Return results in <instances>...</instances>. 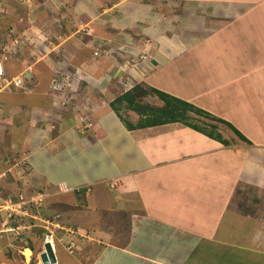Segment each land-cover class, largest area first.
<instances>
[{"label": "crops", "instance_id": "crops-1", "mask_svg": "<svg viewBox=\"0 0 264 264\" xmlns=\"http://www.w3.org/2000/svg\"><path fill=\"white\" fill-rule=\"evenodd\" d=\"M29 2L34 12L26 0H6L16 11L12 25L0 28V39L12 47L15 30L21 39L11 54L0 53L3 76L26 75L28 67L32 74L40 64L50 79L33 72L23 89L0 92V178L6 170L17 180L21 169L41 187L71 189L81 199L74 211L83 220V211L103 210L97 194L108 192L93 189L106 184L113 190L109 212L122 202L126 227L103 224L107 212L95 217L98 234L91 237L90 227L70 218L74 233L62 235L73 243L87 239L79 243L76 263L264 264V211L253 213L235 201L247 188L264 202L263 174L247 177L251 152L264 149V0ZM24 20L18 30L15 24ZM57 65L82 77H72L73 90L84 94L98 86L113 93L117 82H106L104 75L117 71L132 85L157 89L229 122L249 145L234 146L241 140L233 134L226 136L232 144L224 146L180 122L128 130L102 105L94 111L97 129H82L70 109L56 113L49 84ZM120 90L112 101L125 92ZM93 148L110 171L98 178L92 165L97 171L87 179L92 171H79L71 160L95 153ZM42 155L40 164L36 158Z\"/></svg>", "mask_w": 264, "mask_h": 264}, {"label": "rangeland", "instance_id": "rangeland-1", "mask_svg": "<svg viewBox=\"0 0 264 264\" xmlns=\"http://www.w3.org/2000/svg\"><path fill=\"white\" fill-rule=\"evenodd\" d=\"M13 1L14 0H10V2H12V3H13ZM26 1H27L28 5L31 6V8H30L31 11L34 12L35 7H33V3L31 4L29 2V0H26ZM42 3L43 2H40L39 4L42 5ZM35 6L37 8L38 3H35ZM13 9L14 8L11 7V4L6 3V0H0V28H3V27L5 28L8 25H12L11 19H12L13 15L15 14V11H16V10L14 11ZM190 22H191V20H190ZM55 23L58 25V22H55ZM26 24H27V20H24L22 24H15V26L18 27L17 29L19 30L21 28H25ZM14 34H15V39L12 40V43H15L17 45L18 41H19V44H20L21 38L18 39L17 37L21 36V34L18 33L17 30H15ZM128 35H129V33H127V36ZM27 51L23 53L24 56H29V55H27V53L29 51L28 52ZM0 53H2L4 55L6 52H3L2 50H0ZM39 57H40V55H39ZM31 58H32V56H31ZM95 65H96V62H93V69H95ZM123 65H124L123 67L128 68L127 63H124ZM6 66L9 67V70L11 72L15 71V66L11 65L10 61L6 62ZM41 67H42V65H40V64L36 65L34 71L33 70L32 71L34 72V74H35V72H38V71H39V74L43 72L42 75H43V77H45V78H43V80L45 82L49 81L50 77H48V75L50 74V72L47 70H42ZM0 68L3 72V67L1 64H0ZM30 70H31V68L28 67L26 70V72L28 71V73H26L27 76L24 75V77L27 79H29V77L32 78V76L34 75L33 72L31 74ZM53 72L54 73H53V76L50 80L49 87H50V90L53 92L52 93L53 94L52 95L53 105L59 104V107H58V110H56V113L60 112L59 109L63 110V111H66V110L69 111V109H70L72 111V113H74V115H76L77 123L81 127H83L82 129L91 130V131H95L97 129V128H95L96 121L94 118V111L96 110L95 108H97V106L102 105L104 107L103 111L105 110L108 112L106 114L111 115V112L109 113V109H112L110 106V103L112 102L113 97L116 96L115 94L118 93L116 91H118L119 88L121 89L120 92L128 91V90L132 89L134 86L138 85V84L132 85L134 82L131 84L128 81V79L125 80L123 77H121L117 73V71L116 72H110V73L107 72L104 75L105 80L107 78L106 82L108 80L110 81V80L114 79V80H116V82H117L116 84L119 87V88L116 87L114 89L113 93L112 92H109V93L106 92V94H103L100 92L102 90V86H100V87L98 86L99 90L96 89L97 92H95V91L93 92V89H92L88 93L89 95L84 94L83 93L84 91L82 89L81 90L78 89L79 92L81 93L80 94L77 89L73 90V80H72L73 79L72 77H74V76H76L78 78H82L78 73H75L74 75H72L71 73L63 70V68H61L58 65L54 68ZM57 74H60L64 77H66L70 81V84L63 91H58L56 89H55L56 90L55 91L53 88V80L52 79ZM62 82H64V81H62ZM42 85H43V83H42ZM23 87H24V85L21 84L19 87H12V90L23 89ZM31 89H33V88H31ZM9 91H11V90H9ZM69 92H73V95ZM110 94L112 95V98L108 104L107 103L108 99L111 97ZM99 95H101V97H98ZM34 96L37 97L39 95L34 94ZM102 97H105L106 100L102 99ZM27 100H28V96H27ZM143 101L150 103V105H156L158 103V99L155 98L153 95L147 96ZM95 102H97L96 105H95ZM158 104H160V102ZM63 107H65V108H63ZM115 114H116V112H115ZM119 114L121 115V117L124 120H127L128 122L130 121L133 124H136L138 119H139L138 115H136L134 112L126 111L122 107L119 108ZM188 115L191 116V113H189ZM117 118L120 121H122V119L119 116H117ZM102 119H104V118H102ZM191 122L198 124L201 129L207 130L209 132L213 131L214 133H219L222 136V139L226 142V144H223L217 140L222 145H224V146L229 145L230 146L232 144L230 141H228L226 139V136L230 138L231 135H233L234 133L229 128L225 127L224 125L219 124V123L215 124V122H213L216 125L215 129H213L210 126V125H212V124H210V123H212V121L210 119H206L205 117H201V116L200 117L194 116L192 118ZM88 123H90V124H88ZM111 123H112V121L110 122V125H111ZM78 124H77V126H79ZM87 125H91V126H87ZM103 128L107 129L106 127H103ZM200 133H202V132H200ZM203 135L206 136L205 134H203ZM240 144H242V141L239 142L237 140L236 141L234 140V142H233L234 146L240 145ZM245 144H247V143L245 142ZM247 145H249V144H247ZM135 149H136V146H135ZM89 150H92V149H89ZM92 151H94L95 153H91V151H89V152L86 151V153L81 154L77 158H74L71 160V165L72 166L76 165L77 167L79 166V171H82L83 169L86 170L87 172L92 171L91 174H89L88 176H85L87 179L94 176L95 172L97 171V168H98V171L100 172L99 174H97V177L103 173H108L110 171V167H109L107 161L104 158H99V156H97L98 153L96 152L95 148H93ZM136 152H137V149H136ZM252 153L259 155V156H257V158L260 157L262 159L260 161L261 162L260 165L258 163V159ZM251 156H252V158H250L251 160H249V164L247 167L249 169V171L247 173V177L252 178V176L253 177L255 176V178H256V176L258 175L259 172H261L263 174V177H264V158H263L264 157V149L253 150L251 152ZM45 158L46 157H44L43 155L37 156L36 162L38 161L39 163L41 162L40 164H42V162L45 161ZM40 159H42V160H40ZM52 162H53V159H52ZM92 165L97 166L96 171H95V168H92ZM4 172H6V173H4L2 175V178H0V209H2L3 207H8L7 205H9L10 204L9 201H11L12 204L15 205L13 207V210L16 212V215L17 216L21 215L23 210H22V208H19V206H18V205H20V203H17L20 198L23 201H29L30 199H32L31 201L36 203L37 205H39V207H38V210L35 212L34 211L35 205L28 204L31 209H29L28 212L26 211L27 213L22 214L23 217H20L19 220L14 222L16 226L17 225H22V226H18L13 231H0V264H42L41 259H40V254L44 250L43 245L45 242V234H43L41 228L45 229L48 232H51L53 235L52 242H53L54 249H55L54 255L58 261V262H56V264H77L75 257H76V254L78 253V251L82 249L80 247L79 243L82 241H85L87 239H86V237H77L76 238L77 241L73 243L70 240V237H68L67 235L63 236L62 233L66 234V231L69 229H70V231H68V232L74 233L75 229L71 228V227L69 228V226H67V223H70L72 221L70 218L74 217V219H76L74 221L76 223L80 224L81 228H84L83 226L90 227L92 229L91 237H96L98 234L97 230L99 227H98L97 223H95V221H96L95 217H99L100 215H105L107 212H109L111 210L110 208H112L113 204H114V203L110 204V202L114 201L110 197L111 192L113 190L110 189V191H111L110 192L107 189L108 185L106 186V184H100L98 186V187H102V188L95 187V189H93V191H98V192L103 191L100 189H104V191H106L108 193H106V195H104V194L98 195L97 194V197L99 196L101 199L100 200L101 202H99V203H101L103 210H101L99 214L90 213V211H86V210L83 211V213H85V217H86V220L84 219L85 220L84 221L83 219L77 218V216L75 215L74 210H76V205L81 204L82 202H81V199H77L76 194L74 192H72L71 189L63 188V187L58 189V187H55L53 185H47L46 188H45V186L41 187L37 183L35 184L33 182V180L31 179V177H28L27 175H23L24 171H21V169L19 170V176H17V180H15V177H12L11 174H8L9 171L5 170ZM120 189L121 188L118 186L117 192L121 191ZM62 190H64V191L62 192ZM18 191L23 192V194L17 193ZM242 191H240L242 193L236 194V197H235L236 203H240V205L247 206L248 208L251 209V211H253V213H256L258 210H260L261 212L264 211V202H262L263 200H261V201L259 200L258 194L254 193L252 190H249L247 188H244V190H242ZM117 192H114V194H116ZM260 196L262 197V199L264 198V195H260ZM52 204H62V205L65 204L68 206V208L58 209V210L53 212L52 210H50V205H52ZM120 204H119V206L115 207L112 212L107 213L109 215L106 214V217L103 218L104 219L103 224L105 223L107 225H110L111 228H113L112 226L114 224V225H116V230H118L122 227H126V223L128 220V215L126 213L124 215H122V211H120L121 210ZM42 206H44V209H39ZM5 210L6 209H4V210H2V212H0L1 217L2 218L4 217V219H5V214H6ZM41 210H42V212H41ZM113 212L115 213L114 214L115 216L113 215ZM41 213H43L44 215H42ZM50 213L52 214V219L47 220V216L50 215ZM31 220L35 221V223H30ZM66 221H69V222L66 223ZM91 222H93L94 224L90 225L89 223H91ZM87 224H89V225H87ZM99 224L102 225V223H99ZM9 225H10V222H9ZM0 228H1V224H0ZM84 233L85 232H83V234ZM93 243H95V241ZM30 244L34 248L33 251L28 248V247H30ZM69 247H71V249ZM25 250L30 251L29 257H27L25 255Z\"/></svg>", "mask_w": 264, "mask_h": 264}, {"label": "trees", "instance_id": "trees-1", "mask_svg": "<svg viewBox=\"0 0 264 264\" xmlns=\"http://www.w3.org/2000/svg\"><path fill=\"white\" fill-rule=\"evenodd\" d=\"M2 45L3 41L0 39ZM96 52V51H95ZM94 52V53H95ZM25 80L30 79L25 78ZM24 80V81H25ZM25 86L26 83L23 82ZM28 85V84H27ZM153 95L155 98L158 99V103L156 105H150L148 102H144L143 100L147 97ZM111 108L118 114V116L122 119V122L126 126L128 130L134 129H142L151 126L172 123V122H180L183 123L197 131L202 132L206 136L213 138L215 140L220 141L223 144L226 142L222 139V136L219 133H214L213 131L209 132L207 130L201 129L200 126L196 123H192L191 120L194 116L198 117H205L206 119H210L212 121V125H210L213 129H215L217 123L224 125L225 127L229 128L241 141L249 143L248 140L238 131L236 128L230 124L229 122L220 119L214 115H211L191 103L183 101L181 99L175 98L169 94H166L162 91H159L154 88H150L149 86L144 85H136L132 89L125 91L120 96L116 97L111 103ZM122 107L126 111L134 112L138 115L139 119L136 124L128 122L124 120L121 115L119 114V108ZM191 113V116L188 115ZM215 122V124L213 123ZM68 208L67 205L62 204H52L50 205V210L53 212L58 209H66ZM31 209V208H29ZM39 209H44V206L40 207ZM38 209H35L36 212ZM42 212V210H41ZM44 215L43 213H41ZM47 216V215H46ZM52 219V214L47 216V220ZM30 223H35V221L31 220ZM43 234H47L48 231L41 228ZM43 238V237H42ZM32 251L34 250L33 246L30 244L28 247Z\"/></svg>", "mask_w": 264, "mask_h": 264}, {"label": "built area", "instance_id": "built-area-1", "mask_svg": "<svg viewBox=\"0 0 264 264\" xmlns=\"http://www.w3.org/2000/svg\"><path fill=\"white\" fill-rule=\"evenodd\" d=\"M15 45L16 44L13 43L12 47H6L5 45H2V43L0 41V50H2L3 52H6L5 54H8V53L11 54L12 52L15 51V49H14ZM98 52L99 51H96L94 53V56H97ZM125 63H127V66H128V60ZM24 79L25 78H24L23 74H19L16 77H12V78L7 79L6 77L3 76V72H2V70L0 68V92L1 91H9V90L12 89V87H19L21 84L23 85ZM52 80H53V88H54V90L56 89L58 91H63L70 84V81L66 77H64V76H62L60 74L55 75V77ZM62 81H64V82H62ZM88 124H90V123H88ZM87 126H91V125H87ZM31 200L32 199H30L29 201H23L21 198L19 199V201L17 203H20V205H18V206H19V208H22L23 212L21 213V215H18V216L16 215V212L13 210V207L15 205L12 204L11 201H9L10 204L7 205L8 207H3L2 209H0V212H2V210L6 209L5 210L6 211L5 212L6 213L5 214V219H4V217L2 218L1 215H0V224H1L0 231H13L18 226H22V225H17L16 226L14 222L19 220L20 217H23L22 214L28 212V210L30 208L28 204L35 205L34 209H38V207H39V205H37L36 203L32 202ZM9 222H10V225H9ZM52 237H53L52 233L51 232H47V234L45 235V242H48L50 240L52 241ZM69 248L71 249V247H69Z\"/></svg>", "mask_w": 264, "mask_h": 264}, {"label": "water", "instance_id": "water-1", "mask_svg": "<svg viewBox=\"0 0 264 264\" xmlns=\"http://www.w3.org/2000/svg\"><path fill=\"white\" fill-rule=\"evenodd\" d=\"M43 248L44 251L40 254V259L42 264H56L57 260L50 243L45 242Z\"/></svg>", "mask_w": 264, "mask_h": 264}, {"label": "bare ground", "instance_id": "bare-ground-1", "mask_svg": "<svg viewBox=\"0 0 264 264\" xmlns=\"http://www.w3.org/2000/svg\"><path fill=\"white\" fill-rule=\"evenodd\" d=\"M50 244H51V246H52V248H53V245H52V241L50 240V241H48ZM54 249V248H53ZM25 255L27 256V257H29V255H30V251L29 250H25ZM48 260H49V257H48Z\"/></svg>", "mask_w": 264, "mask_h": 264}, {"label": "clouds", "instance_id": "clouds-1", "mask_svg": "<svg viewBox=\"0 0 264 264\" xmlns=\"http://www.w3.org/2000/svg\"><path fill=\"white\" fill-rule=\"evenodd\" d=\"M99 54H100V53L98 52V55H99ZM93 55H94V54H93ZM98 55H97V56H98ZM24 78H25V77H24ZM53 252H54V250H53ZM56 260H57V259H56Z\"/></svg>", "mask_w": 264, "mask_h": 264}]
</instances>
